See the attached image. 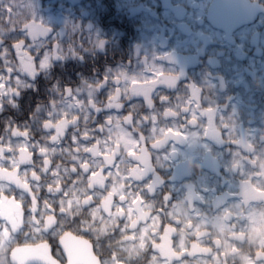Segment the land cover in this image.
I'll return each mask as SVG.
<instances>
[{
    "label": "trees",
    "instance_id": "trees-1",
    "mask_svg": "<svg viewBox=\"0 0 264 264\" xmlns=\"http://www.w3.org/2000/svg\"><path fill=\"white\" fill-rule=\"evenodd\" d=\"M80 1L82 0H65L58 6L72 8L74 13L84 20L85 26L92 24L102 33L103 37L107 35L106 40H100L91 46H87L89 45L87 43L83 47L84 44L76 39L75 34H72L75 41L67 42L65 46L72 49L75 45L74 53L69 52L63 58L55 59L47 65L46 69L39 66V61L53 47L57 51L59 48L56 40H48L50 35L48 27L34 21L29 17L30 15L22 23L15 22L11 25L8 24L10 19L7 11L3 14L0 11V25L2 26L0 27V74H4L7 79L5 85L10 87L12 96L11 101L7 97L0 96V176L6 191L16 195L18 200L23 198L22 213L25 214L23 215L25 228H33L30 223L33 217L28 214L30 208L36 212L39 228H41L43 223L50 219L48 208L51 206L55 210V216L51 218V221L52 223L58 222L57 227L51 230L54 236H57L59 232L69 230L91 240L100 236L108 237L107 240H103L107 245L103 251L121 257L124 256L121 249L126 241L132 242L134 239L125 230L139 228L142 219L138 220L139 218L135 217L123 225L121 224L123 214L119 212L118 224L109 222L104 224L107 229L113 230L112 233H97V235L93 232L95 229L103 228L99 222L100 219L96 217L104 218V215L110 213L108 210H111L107 207L111 201H104L107 195L104 185L110 178L107 171L111 170L114 161L117 162L119 153L114 151L113 155L104 156L103 141L99 142L95 140V137L107 124L109 118L107 113L110 112L113 116L120 114L121 119L126 117L127 123L132 128L136 125L134 123L136 118H141L147 123L154 117L162 120L166 124L164 128L168 125L171 128L169 133L166 131L161 137L164 144H167L173 134V126L169 120L173 119L174 109L171 107V102L178 93L173 86L177 81V76L171 71V67H166L160 69L161 71L149 79L145 85L131 84V95L121 97L114 91H110L109 95H102V91L109 82L105 75L106 69L131 61L140 47V42H134L139 35V26L133 19V11L121 13L114 9L115 0H86V8L82 11L77 8ZM38 3L41 4V0H36V4ZM162 4L163 2L154 9L150 6V13L159 17ZM179 5L184 7L182 4ZM88 7H92L93 12L87 9ZM35 11L36 9L31 14L34 15ZM91 12L93 16L90 17ZM185 17L186 14L182 13L175 18L183 20ZM159 23L163 38L167 37L171 26L165 25V28H162L161 25L166 21L161 20ZM3 31L7 33L4 35ZM11 32L14 33L13 37L10 35ZM181 32L185 34V31L181 30ZM60 34H62L61 31ZM39 41L43 44L36 48L33 44ZM27 45L31 46L27 47ZM156 49L162 48L158 44ZM168 50L169 52L164 54V57L158 55L156 59L171 66L173 60L169 58V54L176 52L183 57L180 62L181 69L185 72L188 60L184 58V55L187 53L180 48L174 49V47ZM15 75H19L18 79L21 83L18 84ZM12 77L15 78V82L11 83L9 78ZM81 86L94 90L100 99L97 104H92L89 99L87 100L89 114L77 110L55 118L49 113V105L53 103L55 96L68 95ZM180 110H185V106H182ZM85 142H87L86 148L79 145ZM172 142L175 141L172 140ZM143 144L149 146L147 143ZM97 147L102 150L101 161L98 159L100 164L95 163L94 154ZM114 147L116 148L117 145L114 144ZM77 154H86L87 158L78 157ZM145 165L144 173L150 174L149 180H154L158 185L155 193L156 200L153 204L147 203L150 209L145 211L146 215L155 213L159 222V237L147 245L151 249V244L159 245L171 241L170 245H173V248L170 251L174 252L176 243L172 241V238L178 233V224L174 219L169 218L168 211L163 207L167 199L166 195L170 193L167 181L174 178H186L190 181L193 178L187 177L185 173L180 174L176 170V164H172L171 170L166 171L164 167H157L150 158ZM183 165L185 167L186 163L184 162ZM128 167L131 168V165ZM78 185H80L79 193ZM93 187L101 190L102 195L93 196L91 192ZM21 188L24 191H21ZM74 198L76 199L75 207L70 210L66 204H72L71 200ZM0 199L6 200L5 203H7L6 210L0 211L1 215L7 213L11 217H16L21 213L19 204L8 200L4 192H0ZM62 201L66 203L61 207ZM136 203L138 200L132 203L136 212H142L143 210ZM96 207L100 209V212H96ZM61 212L64 215H61ZM190 226L187 225L185 230H189ZM122 237L125 241L121 243L119 239ZM190 239L183 244V249L176 248L174 253L186 256L188 254L187 243ZM148 248L144 254L146 262L158 255L147 256L150 254ZM98 252L102 254L100 250ZM127 261L130 264H138L133 259L128 258Z\"/></svg>",
    "mask_w": 264,
    "mask_h": 264
},
{
    "label": "flooded vegetation",
    "instance_id": "flooded-vegetation-1",
    "mask_svg": "<svg viewBox=\"0 0 264 264\" xmlns=\"http://www.w3.org/2000/svg\"><path fill=\"white\" fill-rule=\"evenodd\" d=\"M252 1H258L264 5V0ZM157 2L158 4L156 6L163 2L161 5L162 8H166V5L168 3L170 4L169 0H157ZM210 2L211 0H207L204 9L203 23L212 34L211 40L207 38L206 32L201 28V32L196 35L199 43L194 51H186L180 48L187 53L184 55V58L188 60L185 72L182 71L180 62L183 57L176 52L169 54V58L173 60V65H171L170 69L177 76V81L173 86L175 90H178V93L175 94L171 102V107L174 109L172 112L173 119L169 120L173 126L172 129L176 127L173 121H175L177 115L181 114L182 116H180L181 124L178 127L180 133H173L168 143L171 142L170 140H174L175 143L178 142V144L184 145L181 133H183L185 128L187 126L190 128L198 127V125L201 124L200 139L199 137L197 139V141H201V147L195 149L196 154H200V158L197 160L198 162L194 163L195 160L186 162L185 167L190 169V172H188V170L181 171L185 169L184 163L181 165L176 163V170H178L180 174L185 173L187 177H192L193 179L190 181L186 178L168 180V190L171 194L169 193L166 195L167 199L163 207L166 208L168 204L174 205L182 201L191 206L197 201L201 206L203 204V209L205 208L203 211L204 213L201 212L199 216L202 217V215H205L208 216V218H213L222 205L228 204L232 209L223 214L222 218L229 227L224 230L222 235L213 237V234H211L213 227H210V225L204 227V229L199 228L197 231L191 233V239L187 243L188 254L186 256H180L172 251H170V253L176 260L185 258L192 261V264H214L211 254L213 251L217 250L218 264H257L258 260L259 264H264L263 255H259L260 252L261 254L264 253V225L261 227V230H263L261 235L248 238L246 231L239 232V228L235 222V220H238V223L241 224L244 216L247 215L249 211L255 217H257L256 213L261 214L260 216L263 217L262 222L264 224V186L259 187L261 189H258V186H256V171L259 161L255 159V155L259 151L258 148L264 146V135L260 136V134H258V124L264 123V118L259 119L258 116V111L260 109L264 110V80L261 78L263 75L260 73L259 69L264 66V45L261 46L260 52H257L255 51L256 45L252 42V37L260 34V28L259 31L247 35L244 46H240L239 39L237 38L238 35L236 37L238 32L247 28L258 25L261 26L260 23L264 22V14H259L251 24L243 25L230 33H226L223 30L213 28L207 21L206 12ZM120 3H123V0H115L114 9L117 12H121ZM150 6H152V9L156 7L153 3H151ZM128 11L131 12L132 9L127 8L125 12ZM134 16L135 14L133 15V19ZM183 23L182 20H177L175 18L171 24V32L174 30V34H181L186 38L193 33L191 24L187 25L185 29L183 28ZM181 30L185 31L186 36ZM162 38L163 36L161 34L158 37V41H161ZM161 44L160 42L159 45L161 46ZM199 52L201 53L199 54ZM252 63H254V65H252ZM261 64L262 66L259 67ZM257 66L259 68H257ZM159 71L161 70L159 69ZM131 93L132 90L129 86L127 95H131ZM127 104H129V102ZM182 106H185V110L183 111L180 110ZM175 109H178V111H175ZM188 112L189 116H186ZM138 119H140L143 124H147V122L141 118H136L134 123L137 122ZM126 120V117L123 119L120 118V124L138 133L139 129H135L137 125L134 124L135 127L132 128ZM156 120L157 118L154 117L153 122ZM229 122L235 123L234 133L227 132L230 124ZM102 135L103 129L100 133H97V136ZM95 140L97 139L95 138ZM106 141L108 142L109 140L106 138L105 141H103L104 145ZM110 143H112V140H110ZM157 143L161 145L160 147L154 146L155 148L168 145V143L164 144L163 138L159 139ZM106 146H109V144ZM149 146L152 147V145ZM117 149L118 146L115 148L113 144L111 152L115 151L118 153ZM103 150L106 151V147H103ZM261 150H264V148H261ZM148 159H150L148 155L142 154L139 163L145 168V163ZM98 161V159H95L96 164ZM109 161H111V159H109ZM244 167L245 171L247 170L246 174L242 173ZM137 168V166H134V169ZM226 171H230L233 176L227 175ZM141 172L143 177L140 181H136V183L144 184L136 186L135 190L138 192L142 187L144 190L142 201L146 204H153L156 200L155 193L157 192L158 185L154 180L148 179L144 182L143 179L148 175L150 176V174L144 173V170ZM201 172H203V177L206 181V186L203 185L201 190L203 193H208L205 201L197 198L194 191L193 180ZM1 182L2 179L0 176V183ZM104 189L106 188L104 187ZM92 190L93 196L97 197L99 193L102 195L101 190L97 188L94 189V187ZM135 190L134 192H136ZM77 191L78 193L80 192V185L77 186ZM106 191L107 195H105L104 201L108 202L109 200L107 197L110 195L112 197V194L109 193L108 189H106ZM231 204H233V206ZM139 213H143V211H138V214ZM146 216L145 211L144 216L140 219L145 220ZM30 223L33 228L40 226V224H35L33 220L30 221ZM49 226V221H45L40 228L41 231L35 234L32 232L33 228L23 227L21 232L13 233L14 241L12 246L22 247L24 251L28 252H38L43 256H48V248H51V255L54 256L55 259H51V257H49V259L53 260L56 264H66V260L57 245V239L63 232L69 230H64L59 232L57 236H54L51 231L47 230ZM140 230L139 228L126 229L125 232L132 233ZM157 231L159 232V229H157ZM93 232L95 234L112 233L113 230L98 228L93 230ZM198 232L202 235L199 238L197 237ZM140 233L141 232H139L138 236L145 235L143 232ZM150 234H153V231L150 232ZM76 235L85 237L92 243L94 253L98 256L100 264H130L127 261L128 258L137 261L138 264H149L153 261V259L147 262L144 260V254H146L149 245L145 244L143 247H139L141 252H138V254L129 253V251L124 248V245L121 249L124 256L116 257L112 255L111 252L107 254L103 251L107 248L103 240H107L108 237L100 236L91 240L84 235ZM201 237L202 242L199 241ZM119 240L122 243L125 241V238L122 237ZM26 243L42 246L38 249H27L23 247ZM98 250H100L102 254H100ZM149 250L150 254H147V256L158 254V257H163V253H160L159 245L151 244V249ZM170 253H165V255L170 256ZM200 257L203 259L201 260ZM203 261H205V263ZM0 264H8L7 259L2 260V262L0 260ZM168 264H171V262L169 261Z\"/></svg>",
    "mask_w": 264,
    "mask_h": 264
},
{
    "label": "rangeland",
    "instance_id": "rangeland-1",
    "mask_svg": "<svg viewBox=\"0 0 264 264\" xmlns=\"http://www.w3.org/2000/svg\"><path fill=\"white\" fill-rule=\"evenodd\" d=\"M64 1L65 0H41V4H36V0H0V11L2 12V14L7 11L9 15L10 21L8 22V24L13 25L15 24V22L22 23L26 19V17L30 15L29 17H31V19L43 23L48 27V32L50 33L48 40L54 39L58 42L59 45L58 51L53 47L49 53L47 52L43 55L50 56L48 64H50L55 59L63 58L64 55L68 54L69 52H71V54L74 53L76 49L75 45H73L72 49H69L65 46V43H72L75 41V39H73L72 37V34H75L76 39H79L84 44L83 47H85V44L87 43H89V45L87 46H91L92 44H97L100 40H106L105 37L107 35L103 37L102 33L96 27L94 28L92 24H88L87 26H85L84 20L81 19L78 14H75L72 8H68L66 6L63 7L60 5L58 6L59 3H62ZM169 1L170 4L168 3L166 5V8H162L161 12H159L160 16L163 17L161 19L159 18L160 16L156 17L155 15L151 14L149 10L151 3H153L155 6L158 4L157 0H123V3H120L121 13L127 11V8H131L134 12V20L136 21V23L138 22L139 26V35L136 37L134 42H140L141 44L135 52V55H133V59L131 58V61L129 60L121 65L118 64L115 67L106 69L105 75L107 76L109 82L105 90L102 91V95H109L110 91H114L116 95L125 97L127 95V90L129 89V86L131 84H145L149 79L153 78L159 72V69H163L166 67L170 68L171 66L165 65L164 61H161L160 59L157 60L156 57L158 55L164 57V54H167L169 52L168 49L170 47L182 48L186 51H194L199 43L196 35L201 32V28H203L204 32H206L207 38H211L212 34L208 31L207 27L203 23L204 9L206 7L207 0ZM85 2L86 0L80 1L77 8L81 11L85 9ZM179 4H182L184 7H180ZM35 9L36 11L34 12V15H32L31 13ZM87 9H90L92 11V7H88ZM92 12L90 17L93 16ZM181 13L186 14L185 18L188 17L187 19L184 18L185 20H182L184 22L183 28L186 29L187 25L191 24L193 34L184 38L181 34H174V30H172V32L170 31V34L167 37H164L161 41H158L157 37L162 34L160 32L161 27L159 26V22L161 20L166 21V23L161 25L162 28H165V25L171 26L172 21H174L175 19V16L180 15ZM260 25L261 26L258 25L252 28H247L236 34V37L238 35L237 38L239 39L240 46H244L245 41L247 40V35L251 34L252 32L255 33V31H259L260 28V34H258L257 36L252 35V42L256 45L255 51L260 52L261 46L264 45V22L260 23ZM0 27L2 28L1 25ZM61 27L63 28L61 29ZM60 31L62 32V34H60ZM6 33V31H3L4 35ZM10 35L13 37L14 33L11 32ZM117 35H119V33H117ZM160 42L162 43V49H156V46H158ZM41 44H43V42L39 41L38 43L35 42V44L33 45H35L36 48H39ZM28 46L30 47L31 45H27V47ZM35 47L33 49H35ZM42 60L43 58L38 63L40 67L42 64ZM252 65H254V63H252ZM261 66L262 64L259 65V67ZM46 67L42 68L46 69ZM259 67L257 66V68ZM259 69L260 73L263 75L261 78L262 80H264V66ZM15 76L18 79L19 75ZM9 79H11V83L13 81L15 82V78L12 77ZM6 80L7 79L5 78L4 74H0V96L7 97L8 100L11 101V91L10 87L5 85L7 82ZM19 83L21 82L18 79V84ZM83 86L71 91L68 95L60 94L55 96L53 103L49 105V113L52 114L55 118L61 117L63 115L65 116L67 115V113H71L72 111L77 110L82 111L84 114H89L90 110L87 107V100L89 99L92 104H97L99 103L100 99L94 90H92L91 88H87V90ZM175 111H178V109H175ZM108 115L109 118L107 124L103 128V135L97 136L95 138L99 142L105 141L106 138L109 140L108 142L106 141L105 145H103L104 148L106 147V151L104 152L105 156L113 155L114 152H111V147L113 144H116L118 146L119 153L117 162L113 160V167L110 171H107L110 178L104 185V187L108 189L109 193L114 196V198H112L111 195L107 197V199L111 201L107 204V207L111 209L108 210V212L110 213L104 215V218L96 217V219H100L99 222L102 224L104 229H106L107 227L106 225H104L107 222H109L110 224H118L119 212L123 214L121 218V224L124 225L128 221L133 220L135 217L139 218L138 220H141L140 218L144 216L145 210L150 209V204L145 205V203L142 201L144 190L142 188L138 192L135 190L136 186H141L142 184H144L136 183V181H140L143 177L141 171L144 170V166L139 163L142 154L148 155L150 158H152L157 167H164L167 168V171H169L171 170L172 164L177 163L181 165L184 162L186 163L187 161L192 160H195L194 163H197V160L200 158V154H196L195 149L201 147V141H197L198 137L201 134V124L198 125V127L190 128L189 126H187L185 128L183 133H181L182 139L184 140V145H180L178 144V142L175 143L170 140L171 142H169L168 145H164L161 148H155L154 146L160 147L161 144H158L157 142L159 139H161L162 135L166 131L168 133L170 132V125L164 128L166 124L163 123L160 119H157L155 122L151 120L147 124H143L141 120L138 119L137 122H135L137 125L136 128L139 129L137 133L135 130L120 124V114H116L113 116L110 115V112H108L107 116ZM180 116L182 115L178 114L175 118V121H173L176 127L172 129V133H180V131L178 130V127L181 124ZM186 116H189V112L186 114ZM258 116L259 119L264 118V110L260 109L258 111ZM196 118L200 119L199 117ZM229 123L230 124L227 132L234 133L235 123ZM258 134H260V136L264 135V123L258 124ZM110 140H112V143H110ZM141 143H147L149 145H152V147L145 144L141 145ZM108 144L109 146H106ZM79 145L83 148H86L87 142H85L83 145ZM261 148H264V146H260L258 148L259 151L255 155V159L259 161V163L257 162L258 165L256 171V186H258V189H261L259 187L264 186V150H261ZM149 153L152 155H150ZM101 154L102 150H100V147H97L96 153L94 154V156L96 157L95 159L100 160ZM76 156L87 158L86 154H77ZM97 164H100V162L98 161ZM129 165H131V168L128 167ZM134 166H137L138 168L134 169ZM187 170L188 172H190V169L186 167L181 171ZM246 171L244 167L242 169V173L246 174ZM226 172L227 175L229 174L231 175V177L233 176L230 171ZM149 178L150 176L148 175L143 181L146 182ZM193 181L195 195L200 200L205 201L208 193H203V191L201 190V187H203V185L206 186L203 172L199 173ZM0 184L4 185L3 181ZM134 190L136 192H134ZM97 195H100V193ZM136 200H138V203H136V205L138 204L140 206V209L143 210V213L138 214L135 207L132 205V203ZM5 201L6 200L0 199V211L6 210L7 203H5ZM75 201L76 199L74 198L73 200H71L72 204H66L70 210L74 209ZM182 202L174 205L168 204L166 206V210L169 213V218L174 219L178 224V233L175 234L172 238V241L176 243L175 249H173L174 252L176 251V248L178 250L183 249V244L186 243L189 238H191V233L197 231L199 228L204 229V227L206 226H212L213 231L211 232V234H213V237L222 235L224 230L228 229L229 226H227L222 217L225 212H228L230 209H232L230 205H222L213 218H208V216L205 215H202V217L199 216V214L205 209L202 208L203 204L201 206L196 201L190 206L184 201ZM65 203L66 202L62 201L60 203L62 204L61 207L64 206ZM231 205L233 206V204ZM98 209L99 208L96 207V212H100V209ZM235 212L237 214L236 210ZM256 214L257 217H255L248 211L247 215L244 216L241 224L238 223V220H235V222L237 223V227L239 228V232L246 231L248 238H252L255 235H261V232L263 231L261 230V227L264 225L262 222L263 217L260 216L261 214L259 213ZM156 217L157 216L155 213L147 215L145 220H141L142 224L139 226V229L141 230L130 233L131 236L134 237V239L132 240V242L126 241L125 243V248L129 251V253L132 252L138 254V252H141V250H139V247H143L145 244L147 245L152 241H155L159 237V233H157L159 222L157 221ZM187 225H191L189 227V230H185V227ZM152 231L153 234H150V232ZM139 232H143L145 235L138 236ZM200 236L202 235L198 232L197 237L199 238ZM199 241L202 242V237L201 239H199ZM170 242H165V244L162 243V245L159 244L161 253H170V249L173 248V245H170ZM217 256L218 251H213L211 257L214 261V264H218L219 260ZM173 258L174 256L171 253L170 256L163 255V257H158L157 255L149 264H168L169 261L171 262V264H192V261L185 258L177 260H173ZM200 258L201 260L203 259L202 257ZM5 259V254L0 253L1 262ZM203 262L205 263V261Z\"/></svg>",
    "mask_w": 264,
    "mask_h": 264
},
{
    "label": "water",
    "instance_id": "water-1",
    "mask_svg": "<svg viewBox=\"0 0 264 264\" xmlns=\"http://www.w3.org/2000/svg\"><path fill=\"white\" fill-rule=\"evenodd\" d=\"M264 14V5L252 0H211L206 19L216 29L230 33L247 24H251L259 14ZM66 264H100L98 256L94 253L92 243L85 237L78 236L70 231L63 232L57 239ZM21 256L33 255L38 252L24 251L18 248ZM40 256L44 257L40 253ZM259 255H263L264 253ZM29 264H36L35 261ZM47 264H56L49 259Z\"/></svg>",
    "mask_w": 264,
    "mask_h": 264
},
{
    "label": "snow or ice",
    "instance_id": "snow-or-ice-1",
    "mask_svg": "<svg viewBox=\"0 0 264 264\" xmlns=\"http://www.w3.org/2000/svg\"><path fill=\"white\" fill-rule=\"evenodd\" d=\"M55 55V54H52ZM50 56L46 55L43 57L41 67H46L48 65ZM35 62V59H34ZM69 91V90H66ZM119 107V105H117ZM102 130V129H100ZM21 191H24L23 188H21ZM0 192H4L5 196L8 198V200L18 203L21 213L16 217H10L7 213L5 215H0V253H4L6 256V259L8 261V264H29L31 261H35L36 264H47V261L49 260V257L51 259H55L54 256L51 255L52 250L51 248H48V256H40L38 253L33 255H27V256H21L18 252L19 246H12V243L14 241L13 239V233L21 232L24 227V216L22 213L23 210V198L21 197L19 200L17 199L16 195H13L12 193H9L5 190L3 184H0ZM37 204H39V201H37ZM48 211L50 213V219H49V228L47 230L51 231L54 230L57 227V223H52L51 218L55 216V210L49 206ZM28 214L33 217V222L38 225L39 220L36 217V212H34L31 208L28 210ZM61 215H64L63 212H61ZM41 229L37 226L34 227L32 232L33 234L40 232ZM27 235V234H25ZM42 245L37 244H24V248L27 249H38ZM257 264H259V260L257 261Z\"/></svg>",
    "mask_w": 264,
    "mask_h": 264
}]
</instances>
